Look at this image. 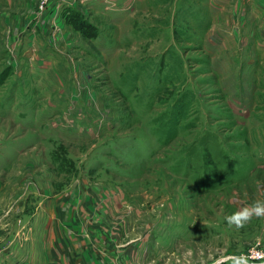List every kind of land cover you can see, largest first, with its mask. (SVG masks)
<instances>
[{"label":"rangeland","instance_id":"rangeland-1","mask_svg":"<svg viewBox=\"0 0 264 264\" xmlns=\"http://www.w3.org/2000/svg\"><path fill=\"white\" fill-rule=\"evenodd\" d=\"M241 2L0 0V264H264L225 219L264 200Z\"/></svg>","mask_w":264,"mask_h":264},{"label":"clouds","instance_id":"clouds-1","mask_svg":"<svg viewBox=\"0 0 264 264\" xmlns=\"http://www.w3.org/2000/svg\"><path fill=\"white\" fill-rule=\"evenodd\" d=\"M253 217H264V200L257 199L251 205L244 206L227 216L225 219L229 225L242 228L251 221ZM248 257L240 255L233 258L232 264H248Z\"/></svg>","mask_w":264,"mask_h":264},{"label":"crops","instance_id":"crops-1","mask_svg":"<svg viewBox=\"0 0 264 264\" xmlns=\"http://www.w3.org/2000/svg\"><path fill=\"white\" fill-rule=\"evenodd\" d=\"M242 2L237 5L238 8L243 7V11H244L243 16L263 17L261 23L259 24V27H261V29H264V0H242ZM236 16H242V15L236 14Z\"/></svg>","mask_w":264,"mask_h":264},{"label":"built area","instance_id":"built-area-1","mask_svg":"<svg viewBox=\"0 0 264 264\" xmlns=\"http://www.w3.org/2000/svg\"><path fill=\"white\" fill-rule=\"evenodd\" d=\"M44 3H46V0H41V4H44Z\"/></svg>","mask_w":264,"mask_h":264}]
</instances>
